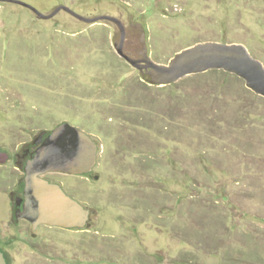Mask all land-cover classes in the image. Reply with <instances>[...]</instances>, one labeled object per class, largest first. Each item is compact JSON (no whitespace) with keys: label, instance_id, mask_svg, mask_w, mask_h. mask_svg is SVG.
<instances>
[{"label":"rangeland","instance_id":"rangeland-1","mask_svg":"<svg viewBox=\"0 0 264 264\" xmlns=\"http://www.w3.org/2000/svg\"><path fill=\"white\" fill-rule=\"evenodd\" d=\"M23 1L43 13L64 4L116 16L133 56L143 48L139 22L158 63L215 41L242 43L264 66V0ZM118 35L109 20L63 9L45 19L0 0L6 264H264V96L223 69L151 84L116 52ZM62 123L90 136L95 162L46 176L89 217L81 227H33L14 214L26 159Z\"/></svg>","mask_w":264,"mask_h":264},{"label":"water","instance_id":"water-1","mask_svg":"<svg viewBox=\"0 0 264 264\" xmlns=\"http://www.w3.org/2000/svg\"><path fill=\"white\" fill-rule=\"evenodd\" d=\"M32 9L38 17L50 18L63 9L85 22L109 20L119 29L118 39L113 42L116 52L128 63L140 71L145 69L142 77L151 84L163 85L176 81L180 77L205 71L223 69L241 77L245 85L254 92L264 96V66L253 57L242 43H221L215 41L199 42L183 48L169 57L168 63L153 61L144 44V30H141L139 57H134L124 50L126 29L124 23L116 16L99 14L84 16L67 5L59 4L51 12L43 13L32 4L23 0H9ZM42 133L38 136L41 137ZM96 144L90 136L74 127L62 123L48 134L47 139L36 150L35 155L25 163L24 176V212L33 227L39 224L65 228L81 227L89 217V211L78 200L68 195L55 182L48 181L41 175L45 172H64L78 174L91 169L95 162ZM6 153H0L4 161ZM0 264H6L0 251Z\"/></svg>","mask_w":264,"mask_h":264},{"label":"flooded vegetation","instance_id":"flooded-vegetation-1","mask_svg":"<svg viewBox=\"0 0 264 264\" xmlns=\"http://www.w3.org/2000/svg\"><path fill=\"white\" fill-rule=\"evenodd\" d=\"M124 50L126 51V49H125V42H124ZM126 52H127V51H126ZM127 53H129V52H127ZM130 55H131V54H130ZM132 56H133V55H132ZM139 56H140V51L138 52L137 55H134V57H139ZM139 71H140V70H139ZM140 72L143 73L144 75H147L146 72H145V69L141 70ZM147 76H148V75H147ZM46 135H48V134H46ZM46 135L43 134V135H41V137H38V138L36 139V141H37L36 146H37V147H39L42 143L45 142V137H44V136H46ZM46 139H47V138H46ZM36 150H37V149H36ZM36 150H35L33 153H31V154L29 155V157H28L26 160L31 159V158L35 155ZM26 160H25V161H26ZM46 173H48V172L43 173L41 176L44 177V178H46L48 181L54 182V181L48 179V177L46 176ZM24 174H25V173H24ZM23 187H24V177H23ZM24 204H25V196H24V190H23V195H22V197H16V209L14 210V214H15V216L17 215V216H16L17 218H23V219L25 218V219L29 220L28 218L25 217V212L23 211ZM29 221H30V220H29ZM39 225H41V224H39ZM45 225H47V224H45ZM48 226H50V225H48Z\"/></svg>","mask_w":264,"mask_h":264},{"label":"trees","instance_id":"trees-1","mask_svg":"<svg viewBox=\"0 0 264 264\" xmlns=\"http://www.w3.org/2000/svg\"><path fill=\"white\" fill-rule=\"evenodd\" d=\"M213 71H217V69H212ZM218 71H220V69H218Z\"/></svg>","mask_w":264,"mask_h":264}]
</instances>
